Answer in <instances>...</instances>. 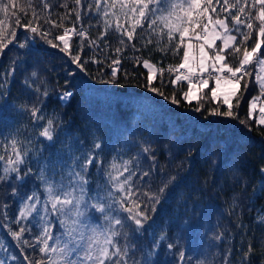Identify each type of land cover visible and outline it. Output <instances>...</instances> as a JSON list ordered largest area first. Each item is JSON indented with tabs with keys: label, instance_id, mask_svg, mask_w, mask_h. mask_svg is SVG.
I'll use <instances>...</instances> for the list:
<instances>
[{
	"label": "trees",
	"instance_id": "obj_1",
	"mask_svg": "<svg viewBox=\"0 0 264 264\" xmlns=\"http://www.w3.org/2000/svg\"><path fill=\"white\" fill-rule=\"evenodd\" d=\"M110 3L16 0V8L10 7L7 17L0 13L5 42L12 40L0 52V141L6 130L13 128L20 144L34 140L40 145L17 166L22 181L15 179L16 173L0 180V243L9 254V264H37L49 259L39 251L42 243H37L41 222L34 216L21 217L22 203L40 190L39 174L52 158L56 168L61 161L75 157L82 161L85 153L95 156L85 173L89 193L104 197L112 192L108 173L115 163L123 172L122 181L131 174L132 199L150 216L145 227L137 231L126 219L128 213L112 203L118 210L112 215L124 219V226H117L120 235L115 241L122 249L128 248V264H264V220L260 219L264 216V125L257 124V116L249 117L250 100L258 95L254 75L241 81L238 106L233 99L236 118L210 115L209 110L217 104L206 95L207 89L200 92L204 99L189 102L183 99L187 82L174 84L175 73H160L161 68L182 62L183 48L179 54H173L175 44L161 51L167 39L153 35L147 21L128 40L116 31V18L103 14ZM248 4L246 11L251 10V0ZM214 6L217 12L210 11L213 18L228 16V10L220 12L225 7L223 0H214ZM108 10L111 13L118 8ZM105 19L111 24L107 30ZM29 23L48 32L47 39L59 47L53 48L41 35L27 31ZM120 23L129 27L123 17ZM64 29L85 33L70 32L68 37L69 51L81 57L83 70L72 62L70 54L60 51L62 44L55 37L63 35ZM256 39L253 32L249 47ZM20 43L25 47H19ZM228 59L233 62L236 58ZM145 60L157 68L151 80ZM113 68L115 77L111 75ZM249 71L253 72V67ZM151 87L164 95L150 91ZM65 91L72 93L66 100L61 99ZM172 96L177 104L171 102ZM197 106L201 111L193 110ZM34 107L44 119L32 116ZM48 119L53 121L52 141L39 135ZM95 142L101 143V149L93 148ZM7 156L0 147V157H4L0 177L5 175ZM125 161L129 162L128 171H124ZM122 195L114 193L103 202H113ZM150 196L158 197L159 203ZM57 231L54 222V237Z\"/></svg>",
	"mask_w": 264,
	"mask_h": 264
},
{
	"label": "snow or ice",
	"instance_id": "obj_2",
	"mask_svg": "<svg viewBox=\"0 0 264 264\" xmlns=\"http://www.w3.org/2000/svg\"><path fill=\"white\" fill-rule=\"evenodd\" d=\"M218 2L219 0H217ZM76 3L79 4L80 0H76ZM223 3L225 7L221 8L220 12L228 10V16L223 19L219 15L213 18V15L210 14V11L211 13L217 12L214 0H111L103 14L105 17L111 15L116 18V31L126 35L128 40H132L137 28H143L147 21V27L152 30L153 35L167 39V44L160 49L161 51H166L168 47L175 44V47L172 48L173 54H179L180 49L183 48L182 62L174 67L161 68V75L164 71H167L170 76L175 73V79L171 81L174 84L186 81L188 90L183 91V99L189 102L193 98L192 92L197 84L203 89L209 87L210 80L214 81L215 87L209 88L206 95H210L211 101L217 106L210 109L209 114L236 118L238 114L233 111V99L236 98L238 106L240 103V99L237 97L239 86L246 76L253 75V72L248 68L253 62L256 65L255 80L261 96H264V75H261L264 73V50H262V45H264V0H251V10L248 11H246L249 8L248 0H235L234 3H230V0H223ZM10 7L16 8V0H7V2L0 0V13L5 14V17L8 16ZM97 7H99V3ZM117 8L118 11L111 13L108 10ZM232 9L235 11H231ZM121 17L129 24L128 28H124L120 23ZM46 22L52 23L51 21ZM229 23L232 27L229 26ZM104 24L106 30L111 26L107 19ZM53 26L63 27L62 24H53ZM242 28L248 31H242ZM26 30L41 35L46 43L53 48L59 47L53 40L47 39L48 32H41L38 27L31 26V23L26 26ZM70 32L79 36L85 35L83 31L75 32L74 29H64L63 35H57L55 39L62 44L60 51L71 55L68 38ZM233 32L238 33L242 39L238 40L237 35ZM253 32L256 33L257 39L249 47L247 42L251 39ZM10 35L14 38L16 33L12 31ZM5 36L4 29L0 27V52L12 43L11 39L5 42ZM218 40L222 42L221 45L216 44ZM147 42L152 43L151 40ZM19 47L23 48L25 44L20 43ZM206 49L211 50V54ZM229 56L236 59L229 62ZM71 59L77 67L83 70L79 55H71ZM115 63L119 64L120 61L116 60ZM143 64L151 71L152 65L147 60L143 61ZM181 69H184V72H181ZM35 75L36 73H33V76ZM111 75L112 77L117 75L115 68ZM148 78L152 79L151 76ZM101 82L108 83L109 81ZM244 87L247 88L248 84L245 83ZM149 90L158 95H164L159 88L151 87ZM44 95L47 93L45 92ZM71 95V92L65 91L61 99L66 100ZM204 98V96H198L197 100ZM171 102L177 104L178 100L172 96ZM222 106H226L223 111H221ZM255 108L256 101L254 99L250 102V118L252 110ZM193 110L199 112L201 107L197 106ZM30 111L37 120L44 119L42 114L38 115L40 111L38 108L34 107ZM259 112L260 116L256 122L258 125H264V107H261ZM41 127L39 135L52 141L53 121L48 119L47 125ZM101 147L99 142H95L93 145V148L97 150ZM11 149L15 159L8 158L9 166L5 167V175L0 177V180H8L11 178L9 173H16L15 179L22 181L23 177L20 176V170L16 165L24 163L23 155L26 153H21L14 138L11 140ZM144 151L147 152V149ZM2 159L4 157H0V160ZM94 159L95 156L90 153L83 154L82 161L80 157H75L73 163L67 168L69 177L67 184L64 183L63 178L60 182L52 181L46 175V170H41L39 178L46 193L44 211L58 217L63 233L54 237L49 223L46 222L42 226V234L37 243H42L43 246L39 251L47 255L49 259H41L37 261V264H128V248L122 249L115 241V237L120 235L117 226L123 227L124 219L119 215H112L113 211H118L113 209L112 203L119 204V210L128 213L126 219L135 224L137 231L145 227V222L150 219V216L141 209L136 200L132 199L131 174L121 181L120 176L123 175V172L118 175L108 173L109 182L113 183L115 191L123 194L118 200L110 203L103 202L112 196L111 192L104 197L99 194L95 196L88 194V180L85 173L89 166L93 165ZM61 163L63 162L61 161ZM128 163V161L124 162V171H128ZM111 167L115 170L117 165L113 163ZM261 172H264V168L261 169ZM26 175H28L27 172ZM144 175L147 176L148 173L145 172ZM25 199L39 202V197L35 193ZM149 199L159 203L158 197L150 196ZM125 202H127V206ZM48 205H50V209ZM155 210L153 207L152 211L155 212ZM93 211L100 214L99 219L103 221L102 224L95 222ZM39 212L35 203H22L19 215L26 218L32 213L39 215ZM260 219L264 220V216H261ZM23 231L24 229H21V232ZM12 235L20 239L19 234L13 232ZM161 239L164 237L162 236ZM49 241H54V244H50ZM168 247L172 248L173 245L169 244ZM110 249L114 251H110ZM180 259L183 260V252L180 253Z\"/></svg>",
	"mask_w": 264,
	"mask_h": 264
},
{
	"label": "rangeland",
	"instance_id": "obj_3",
	"mask_svg": "<svg viewBox=\"0 0 264 264\" xmlns=\"http://www.w3.org/2000/svg\"><path fill=\"white\" fill-rule=\"evenodd\" d=\"M72 36H73V34H72ZM200 42H202V41H200ZM221 43L222 42L219 41V40L216 42L217 45H221ZM206 50H208V49H206ZM208 51L211 54V50H208ZM253 60L255 61V57L253 58ZM150 64L152 65L151 71H149V68H147V69L149 71L150 76L153 78L154 75H155V73H156V71H157V68L152 63H150ZM251 67H253V75L255 77L256 65H255L254 62H253V64H250L248 66L249 70L251 69ZM181 70L184 71V69H181ZM261 75H264V73H261ZM256 85H257V89H258V95H256L255 97H253L250 100V102L255 99V101H256V108L252 110V116L259 117L260 116L259 109L261 107H264V96H261L260 90H259V87H258V84L256 83ZM211 87H215V83L212 80H210V82H209V87L208 88H203V89H207V92H209V88H211ZM201 90L202 89L197 84L194 87V89H193V92H192V97L193 98H192L191 101H196L197 100V97L200 96ZM256 98H259V99H256ZM249 111H250V103H249ZM13 138L17 141V137H16V133H15L14 129L13 128H10V129H7L5 131V133L3 134L2 138H1V141H0V147L2 148V154L5 153V152H7V154H8L7 159L4 162V164H5L6 167L9 166L8 165V157H12L13 159H15L14 153L12 152V149H11V140ZM18 141H17V146L20 149L21 153L22 154L23 153H26V155H23V160L25 159V157L27 156V153L29 151L30 152L32 151V153H34L36 151L35 149H39L38 147L40 146L39 143H35L34 140H32V142L29 143L28 145L20 144ZM82 158H83V156H82ZM73 160H74V158L71 159V160H69V161H67V162H63V163L60 162L59 164L61 166L59 165L58 167L55 168L54 164H52V161H53V158H52V161L50 163L45 164L43 166V169L46 170V175L48 177H50V179L52 181L60 182L61 179L63 178L64 183L67 184L68 179H69V177L67 176V168H68L69 165H71L73 163ZM16 166H18V165H16ZM76 170L78 171L79 168L77 167ZM111 173L113 175H118L120 173V170L118 168H116L115 170L112 169ZM39 176H40V174H39ZM120 180L122 181V176H120ZM39 183H40V190L34 192L39 197V202H36V201H27L26 200L24 203H27V204H33V203H35L36 204V207L40 210L39 215H37L36 213H32V215H30V216H34L35 218H38L40 220V222H41V226H43L46 222L48 223V221H49L51 223V228H53V223L56 222L57 225H58V227H59V231H57L55 234H56V236L57 235H61L63 233V229L60 227L58 217L55 216V215H51V214L45 213V211H44V208H45L44 200L46 199V193L44 192V185L42 184L40 178H39ZM109 184H110V187L112 188V192H111L112 193V196H114V193L117 194L118 191H115L114 186H113V183L109 182ZM87 189H88V187H87ZM88 194L90 196L97 195L96 193L95 194L94 193H89V190H88ZM99 195L101 196L102 194H99ZM112 196L109 198V200L112 198ZM48 208L50 209V205H48ZM99 216H100L99 213H95L93 211V219L95 220V222L102 224L103 221L101 219H99ZM52 242L53 241H49L50 244H52ZM4 249L5 248L0 243V264H9V254H7Z\"/></svg>",
	"mask_w": 264,
	"mask_h": 264
},
{
	"label": "built area",
	"instance_id": "obj_4",
	"mask_svg": "<svg viewBox=\"0 0 264 264\" xmlns=\"http://www.w3.org/2000/svg\"><path fill=\"white\" fill-rule=\"evenodd\" d=\"M181 72H184L183 70H181ZM205 75H207V73H205Z\"/></svg>",
	"mask_w": 264,
	"mask_h": 264
}]
</instances>
